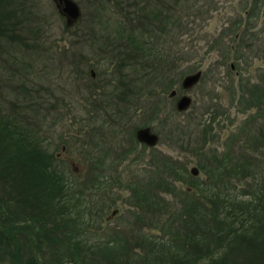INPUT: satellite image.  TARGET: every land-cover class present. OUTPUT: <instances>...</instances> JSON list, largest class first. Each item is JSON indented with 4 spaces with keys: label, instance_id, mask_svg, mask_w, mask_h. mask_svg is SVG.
Wrapping results in <instances>:
<instances>
[{
    "label": "trees",
    "instance_id": "16d2710c",
    "mask_svg": "<svg viewBox=\"0 0 264 264\" xmlns=\"http://www.w3.org/2000/svg\"><path fill=\"white\" fill-rule=\"evenodd\" d=\"M13 1L0 0V10L9 16L8 19L0 16V48L3 49L17 47L22 29L19 31L16 27L20 22L27 25L33 15L31 5L26 2L22 3V16L10 18L15 9L6 6ZM119 2L128 3L126 12L129 14L125 12L124 16L131 33L139 28L142 34L141 27H144L148 32L145 40L157 47L161 41L159 30H167L164 22H151L157 19L156 15L164 6L172 8L173 3L180 0ZM143 5L149 10L145 18L136 20L135 10ZM158 5L162 7L158 9ZM132 6H135L134 11ZM260 7L258 0L251 4L246 10L245 21L239 19L240 26L233 30L235 34L231 39L233 56L251 62L247 65L248 74L243 70L235 72L233 64L236 62L229 65L235 75L231 79L232 105L239 101L241 110L246 113L233 132L238 150L218 151L217 147H206L205 136L210 122L196 120L199 113L194 115L195 111L186 122L177 120L172 127L169 114L163 116L168 123L164 125L168 127L170 140L179 150L208 151L205 161L193 166L199 169L198 173L193 167L189 168L188 161L181 156L161 154L154 148L155 155L150 157L153 161L130 169L133 176L126 181L121 174L113 175L121 164L116 161L90 163L84 177L72 168L68 174L54 161L59 159V154L51 151L49 143L39 136L42 120L50 118L48 111H56L61 101L31 97L21 102L13 99L10 89L1 82L0 179L4 185H0V264H264V66L261 65L264 60L253 66L256 63L254 54L264 56V40L252 31ZM122 29L125 27H119L120 31ZM123 46L140 51L149 44L139 37L116 44L113 49H123ZM99 47L102 48L101 44ZM161 50L167 56L161 59L165 62L162 76L155 78L161 81L146 80L150 89L169 78L171 67L167 68L166 62L177 61H173L166 45ZM137 62L123 63V68L128 67L132 73L122 82L133 93L131 97L136 103L133 111L152 108L143 122L150 124L160 119L163 98L161 96L158 103L154 99L151 105L142 100L144 92L137 81L145 77L138 73L144 69L145 62ZM115 65L121 67L119 62ZM101 87L106 89L105 84ZM168 87L166 84L165 90ZM117 96L123 101L119 105L122 112L128 111L124 103L127 96L123 93ZM172 103V110L178 117L186 112L177 108L175 100ZM220 106L216 112L221 111ZM208 110L209 106L203 110V115ZM40 111L45 114L40 116ZM59 121L58 114L54 125ZM201 167L204 176H201ZM118 185L127 186V189L116 191ZM4 192L18 195L6 199L2 196ZM97 192L105 198L108 207L123 199V208L113 209L117 212L110 213L107 219L123 213L125 221L98 228L99 238L90 242L85 237L87 226L81 222L84 213L87 217L86 197H93ZM107 192L119 195H108L112 199L110 202Z\"/></svg>",
    "mask_w": 264,
    "mask_h": 264
},
{
    "label": "rangeland",
    "instance_id": "374dc122",
    "mask_svg": "<svg viewBox=\"0 0 264 264\" xmlns=\"http://www.w3.org/2000/svg\"><path fill=\"white\" fill-rule=\"evenodd\" d=\"M77 1L80 3L82 14L68 25L67 16L59 10L55 0H14L12 5L6 6L8 9H15L10 18L22 16V3L26 2L31 5L33 15L27 25L24 26L20 22L16 27L18 30L22 29V34H19L22 38L17 40L20 45L17 43V47L0 48V83L3 82L4 87L10 89L9 93L13 99L23 102L31 97L41 98L42 101H54L58 98V101H61L62 105L56 111H48L50 118L42 120L39 136L49 143L51 151L59 154V159L54 161L68 174H71L72 168L80 177H84L88 174L90 163L116 161L121 164L115 168L113 175L121 174L126 181L133 176L130 169L145 166L147 162L153 161L150 157L155 155L154 148L161 154L181 156L182 160L188 161L189 168L196 164L200 166L199 162L205 161L207 150L201 153L179 150L168 135V123L163 118L165 114H169V126L172 127L177 120L185 121L195 111L194 115L199 113L196 120L210 122L205 136L206 147H217L218 151L238 150L239 146L234 144L233 132L246 113L241 110L239 101L232 105L231 79L235 75L229 65L236 62L233 64L234 71L243 70L248 74L247 65L251 62L244 57L233 56L235 52L231 48V39L235 34L233 30L237 25L240 26L239 19L245 21L246 10L256 0H180L179 3H173L172 8L166 5L156 15L157 19L151 22H164L166 26V32L158 29L161 31L158 48L145 40L148 32L144 27H141L142 34L139 28L131 33L130 25L124 16L128 3L119 2L120 0ZM259 2L261 7L257 12L260 15L252 31H256L257 36L264 40V0H258ZM143 6L135 10L136 20L145 18L148 12V7ZM157 7L159 9L162 6ZM0 16L9 18L4 10H0ZM119 27L125 29L120 31ZM139 37H142L149 47L140 48V51L129 49L128 46L113 49L116 44L130 42ZM218 39L223 42H218ZM100 44L102 48L99 47ZM165 45L170 50L173 61H177L166 62V67H171L169 78H165L155 89H150L146 80L162 76L165 62L161 59H167V56L161 47ZM254 55L256 63L253 66L264 60V56ZM134 61L145 62L144 69L138 72L140 76L145 77L137 81L138 87L144 92L142 100L145 104L151 105L154 99L155 103L156 100L158 103L161 96L163 98L160 106L162 119L150 124L143 122L152 108L133 111L136 104L131 97L133 93L122 82L126 76L131 77L128 73H132L128 67L123 68V63ZM117 62L121 65L120 68L115 65ZM89 63L94 65L90 67ZM261 65L264 66V61ZM91 68H94V75ZM198 69L203 70L198 83L185 88L182 84L184 76ZM257 72L258 69L255 70L256 74ZM159 81L161 80L155 79V82ZM104 84L106 89L101 87ZM166 84H169V87L165 90ZM165 91L169 92L163 93ZM171 92L176 93L171 96ZM122 93L127 96L124 103L128 111L125 112L120 109L119 105L123 101L117 96ZM185 93L192 96V106L190 109L186 108V112L178 117L172 110V102L178 101ZM219 104L221 111L216 112ZM208 106V112L203 115V110ZM44 114L45 111L39 112L40 116ZM58 114L60 121L54 125ZM144 125H150L156 130L153 131L159 134V141L154 147L136 139L135 132ZM127 163L129 165H126ZM201 169V176H204L205 172L202 167ZM0 185H4L1 179ZM118 189L124 191L127 186L121 188V185H118L115 190ZM11 193L16 197L18 195ZM12 195L4 192L2 196L8 199ZM108 195L118 197L119 194L107 192V199L111 202L112 199ZM105 201L98 192L93 197H86L84 207L87 217L84 213L81 223L87 226L85 237L90 242L99 238L98 228L125 221L122 218L123 213L107 219L110 213L115 215L118 207L123 208V199H118L111 207L106 206ZM113 209H117L116 212L112 211Z\"/></svg>",
    "mask_w": 264,
    "mask_h": 264
},
{
    "label": "water",
    "instance_id": "95a60500",
    "mask_svg": "<svg viewBox=\"0 0 264 264\" xmlns=\"http://www.w3.org/2000/svg\"><path fill=\"white\" fill-rule=\"evenodd\" d=\"M57 2V5L60 9V11L65 14L68 18V25L72 21H76L78 18H80L82 14V9L80 6V3L77 0H55ZM94 75V70H92ZM203 75V70L198 69L197 71L188 73L184 76L182 80V84L185 88L192 87L198 81ZM176 92H171L170 95L174 96L172 94H175ZM192 104V96L185 93L183 94L179 100L177 101V107L180 110H186V108H189ZM137 137L139 140L147 142L149 145L154 146L159 141V134L155 131H153L152 127L150 125L141 126L137 129ZM196 173H198L199 169L195 166L193 167ZM116 212V211H115Z\"/></svg>",
    "mask_w": 264,
    "mask_h": 264
}]
</instances>
